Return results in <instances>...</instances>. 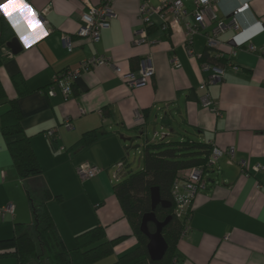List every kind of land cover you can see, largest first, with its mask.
Returning a JSON list of instances; mask_svg holds the SVG:
<instances>
[{"label": "crops", "instance_id": "crops-1", "mask_svg": "<svg viewBox=\"0 0 264 264\" xmlns=\"http://www.w3.org/2000/svg\"><path fill=\"white\" fill-rule=\"evenodd\" d=\"M101 2L24 0L29 15L39 13L34 28L18 12L10 9V19L0 11V120L15 102L42 170L40 178L22 182L0 130V208L13 205V214L1 220L12 222V236L16 224L31 225L26 187L44 185L60 198L47 206L67 248H75L76 236L95 226L105 229L107 240L123 237L110 257L94 263L110 264L136 246L113 192L116 165L128 149L121 137L133 138V144L140 140L141 151L146 141L189 132L196 141L232 149L234 158L223 154L208 171L206 188L192 201L189 229L178 240L176 264H264V0H213L215 18L205 15L201 25L194 16L196 0H182L183 18L175 22L168 13L162 30L153 17L149 43L141 45L133 43L142 27L139 0L111 4L115 16L97 43L77 36L81 15ZM244 4L248 8L237 13ZM218 22L232 26L217 34L216 49H208L206 38ZM186 23L196 29L189 43ZM12 39L20 46L16 53L7 48ZM205 53L220 56V64L210 62L223 70L220 80L210 83L213 71H202ZM93 56L110 58L124 72L136 71L138 62L149 57L154 75L145 86L131 89L113 68L100 66L82 71L64 96L53 77ZM204 97L216 112L203 107ZM136 113L142 114L141 122ZM92 130L101 136L75 148ZM47 131L54 132L52 139ZM83 162L98 168L96 178L79 180L75 169Z\"/></svg>", "mask_w": 264, "mask_h": 264}, {"label": "trees", "instance_id": "trees-1", "mask_svg": "<svg viewBox=\"0 0 264 264\" xmlns=\"http://www.w3.org/2000/svg\"><path fill=\"white\" fill-rule=\"evenodd\" d=\"M152 29L153 26L147 28L148 34ZM200 60L203 63H221L220 56L206 53ZM0 130L7 139L6 148L18 178L24 183L40 178L42 170L29 139L23 133L21 113L15 102H11L10 110L2 116ZM100 136L99 130L88 131L74 147L90 145ZM211 150V145L196 141L185 132H178L167 140L146 141L141 149L140 170L126 174L128 167L125 156L118 162L121 168L117 172L113 192L131 227L136 246L110 264H176L177 244L186 218H177L173 213L171 188L181 170L200 168L205 179L212 169L206 167ZM153 187L158 188L161 200L171 203L169 208L158 206L154 211L155 218L160 222L170 217L161 233L167 249L160 261L150 260L146 247L148 239L140 231L143 215L151 212L150 190ZM26 194L31 225L16 224L12 238L0 241V245L13 248L5 254L13 256L17 264H94L110 257L115 245L123 239L107 240L105 229L95 226L77 235L76 247L69 249L64 245L47 206L51 199L59 201V196H53L44 185L33 189L26 187ZM147 227L149 232L155 231L153 223L149 222Z\"/></svg>", "mask_w": 264, "mask_h": 264}, {"label": "built area", "instance_id": "built-area-1", "mask_svg": "<svg viewBox=\"0 0 264 264\" xmlns=\"http://www.w3.org/2000/svg\"><path fill=\"white\" fill-rule=\"evenodd\" d=\"M114 1L115 0H102V2L97 6H89L88 10L81 15L82 24L78 30L77 36L79 38L87 39L92 43H97L100 39L101 31L109 29L110 20L115 16L113 10L111 9V4ZM139 2L140 4L138 14L142 22V27L134 32L133 43L135 45L149 43L147 28L154 24L152 23L153 17H158L160 19V28L165 30L168 24V20L166 18L168 13L173 15V21L175 22H178L185 14L182 0H158L159 4L157 6L150 5L147 0H139ZM212 2L213 0H196L197 8L194 16L199 25L203 23L205 15H210L212 18H215L211 6ZM247 8L248 4H244L239 9H237V13L243 12ZM33 14L36 17L39 16V13L36 11H33ZM231 26V24L225 25L222 22H218L211 35L207 36L206 38V46L208 49H216L218 46L216 41L217 34ZM185 30L186 41L189 43L192 35L196 33V29L186 23ZM65 41L66 46L70 51V41L69 39H66ZM186 53L188 55H192L193 52L188 47L186 48ZM100 66H110L113 68L114 73L118 76V78L128 88L131 89L145 86L154 75V69L151 65L149 57L143 58L138 62L136 71L124 72L110 58L103 56H93L82 61L78 69L73 71H65L62 74L54 76L53 83L58 85L64 96H68L70 92L69 86L76 76H79L82 71H89ZM201 69L203 72L213 71L214 75L209 78L210 83L214 82L215 80H220L223 76V70L221 68L212 66L210 63H203L201 65ZM48 95H54L52 89H49ZM201 103L203 107L210 109L212 112H216L212 102L207 97H204L201 100ZM135 116L136 121H142V114L136 113ZM53 135V131H47L45 134L48 139H52ZM223 154L227 155L230 159L234 158V151L232 149L222 151L212 146L206 167L213 168L217 158ZM119 168H121V164L116 165V174L114 175L115 180H117V172H119ZM75 170L79 180L82 182L96 178L99 173L98 168L88 162L80 163ZM254 171L258 172L259 167H255ZM205 188L206 180L204 179L202 169L189 168L181 170L178 173L177 179L171 188V195L174 203L173 213L177 218H186L185 227L182 233H186L189 229L187 226V221L195 195ZM6 214H13L12 204H8L0 208V219H3Z\"/></svg>", "mask_w": 264, "mask_h": 264}, {"label": "water", "instance_id": "water-1", "mask_svg": "<svg viewBox=\"0 0 264 264\" xmlns=\"http://www.w3.org/2000/svg\"><path fill=\"white\" fill-rule=\"evenodd\" d=\"M7 48L11 50L12 53H16L20 49L18 42L16 39H12L9 43H7ZM122 141L128 142L130 147L133 149L138 148V146H134L133 138H124L121 137ZM150 203H151V212L144 214L141 219L140 231L147 237L148 243L146 245L147 252L151 261H160L167 249V245L165 240L162 237V229L170 220V217L166 218L164 221H158L155 218L154 211L160 206L162 208L171 207L170 202H166L160 199L159 190L157 187H153L150 190ZM151 222L155 225V231L149 232L147 224Z\"/></svg>", "mask_w": 264, "mask_h": 264}, {"label": "rangeland", "instance_id": "rangeland-1", "mask_svg": "<svg viewBox=\"0 0 264 264\" xmlns=\"http://www.w3.org/2000/svg\"><path fill=\"white\" fill-rule=\"evenodd\" d=\"M187 135L190 136L189 132L187 133ZM125 145L126 147H128L127 151L124 152L128 167L126 169L127 170L126 174L129 172L140 170L142 167L140 140H138L137 143L133 144L134 146H138V148L136 149L130 148V144L128 142H125ZM115 183L117 182L113 180V184ZM7 236H12V222H9L8 219H6L5 221H2L0 219V238ZM11 249L12 248L9 245H0V255H2L0 257V264H16L15 258L10 257V255H5V253L10 251Z\"/></svg>", "mask_w": 264, "mask_h": 264}, {"label": "snow or ice", "instance_id": "snow-or-ice-1", "mask_svg": "<svg viewBox=\"0 0 264 264\" xmlns=\"http://www.w3.org/2000/svg\"><path fill=\"white\" fill-rule=\"evenodd\" d=\"M10 9L18 12L25 19L30 28H34L38 24L34 19V14L29 15L32 10L24 3V0H7V3L0 5V11H3L4 15L11 19L12 11H10Z\"/></svg>", "mask_w": 264, "mask_h": 264}, {"label": "clouds", "instance_id": "clouds-1", "mask_svg": "<svg viewBox=\"0 0 264 264\" xmlns=\"http://www.w3.org/2000/svg\"><path fill=\"white\" fill-rule=\"evenodd\" d=\"M38 17V16H37Z\"/></svg>", "mask_w": 264, "mask_h": 264}]
</instances>
